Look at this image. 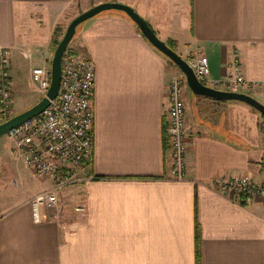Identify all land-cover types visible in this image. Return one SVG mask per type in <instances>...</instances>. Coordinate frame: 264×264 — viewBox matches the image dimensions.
<instances>
[{
    "label": "crops",
    "instance_id": "crops-1",
    "mask_svg": "<svg viewBox=\"0 0 264 264\" xmlns=\"http://www.w3.org/2000/svg\"><path fill=\"white\" fill-rule=\"evenodd\" d=\"M103 1L132 6L184 58L201 50L208 84L233 52L248 79L264 80V0H0L16 105L39 100L31 70L50 61L54 28ZM70 43L96 65L93 160L42 221L29 202L38 187L0 195V264H197V228L200 264H264V197L239 201L214 185L241 174L264 181L263 115L187 88V177L172 178L166 109L177 68L118 9L86 20ZM250 94L264 103V87Z\"/></svg>",
    "mask_w": 264,
    "mask_h": 264
},
{
    "label": "built area",
    "instance_id": "built-area-1",
    "mask_svg": "<svg viewBox=\"0 0 264 264\" xmlns=\"http://www.w3.org/2000/svg\"><path fill=\"white\" fill-rule=\"evenodd\" d=\"M12 47L0 46V122L12 116L13 93L10 80ZM31 57V55H29ZM198 78L207 83L210 72L207 56L197 54L187 59ZM227 73L208 85L228 91L253 93L264 87V80L248 79L238 52L229 55ZM32 80L41 97L50 85L51 67L48 63L32 67ZM96 65L94 59L78 52L71 44L62 57L61 82L57 96L38 115L11 128L6 136L15 146V156L38 178L51 180L50 187L35 193L29 200L34 220L39 222L48 215L42 208H59L61 196L71 183L83 181L77 171L93 160L94 155V88ZM188 85L182 72L168 82L166 128L169 143V173L175 179L187 177L186 153L189 132L184 95ZM264 133V116L260 122ZM218 190L240 201V198L264 197V181L249 174L220 177L214 180ZM76 211L86 210L85 204H76Z\"/></svg>",
    "mask_w": 264,
    "mask_h": 264
},
{
    "label": "water",
    "instance_id": "water-1",
    "mask_svg": "<svg viewBox=\"0 0 264 264\" xmlns=\"http://www.w3.org/2000/svg\"><path fill=\"white\" fill-rule=\"evenodd\" d=\"M109 9H118L124 11L138 26L142 34L148 39V41L166 57H168L183 73L188 87L195 94L211 96L224 100H239L249 104L257 109L264 116V103L252 96L251 94L238 91H228L215 88L204 82H202L196 75L192 65L186 58L180 55L176 50L171 48L167 42L161 39L149 22L140 15L129 4L119 1H103L94 4L87 9L79 12L68 23L66 30L59 40L53 53L51 60V76L50 85L46 95L42 96L38 102L34 105L26 108L25 110L12 115L8 119L0 122V138L13 127L26 121L27 119L41 113L49 104L50 99H54L59 91L61 74H62V57L64 51L72 41L78 26L84 23L86 20L94 17L102 11Z\"/></svg>",
    "mask_w": 264,
    "mask_h": 264
},
{
    "label": "rangeland",
    "instance_id": "rangeland-1",
    "mask_svg": "<svg viewBox=\"0 0 264 264\" xmlns=\"http://www.w3.org/2000/svg\"><path fill=\"white\" fill-rule=\"evenodd\" d=\"M65 30H66V28H64L59 39H61ZM54 47L56 48V44H54ZM51 55L52 56H49V57H51V59H50V61H48V65H50V67H51V60H52L53 54H51ZM170 61L167 60V63L170 66L177 68V72L179 74L181 72V70L177 67V65H175L172 61H171L172 62L171 63ZM187 88H189V87H187ZM38 93L39 92L36 90V92H34L35 97H33L32 99H36V100L40 99V97L37 96ZM25 109L26 108H24L23 106H20L19 104L16 105L13 102L12 115L17 114V113H19ZM14 148H15V146L13 145L11 140L6 135H3L0 138V195H1V199H3L4 197L9 198V197H15V196H17L19 198V195L23 189V185H25V187L26 186H34V188L38 187V189H37L38 192L48 189L50 187L51 180L47 177H44L41 179L36 178L33 175V172L31 171V169L28 168L24 164V162L22 161V158L15 156L14 152L12 151V150H14ZM46 182L48 185L46 184ZM76 184H78V183L75 182V183L69 184L65 188V190L72 187V186H75ZM65 190L62 193L63 195L61 196V200H62V198L65 199V197H66V196H64ZM31 197L29 198V200L31 199ZM69 203H70L69 201L64 202V206L67 207V205H69ZM60 204H61V202L58 205L60 206ZM78 204H81V203H78ZM1 205L3 208L4 203H2Z\"/></svg>",
    "mask_w": 264,
    "mask_h": 264
},
{
    "label": "trees",
    "instance_id": "trees-1",
    "mask_svg": "<svg viewBox=\"0 0 264 264\" xmlns=\"http://www.w3.org/2000/svg\"><path fill=\"white\" fill-rule=\"evenodd\" d=\"M79 27V26H78ZM78 29V28H77ZM64 28L63 26L61 25H57L55 28H54V32H53V43L54 44H58L59 42V37L60 35L62 34ZM77 32V31H76ZM76 34V33H75ZM167 44L173 48L174 50H176L175 48V44L172 42V41H168ZM158 50V49H157ZM159 51V50H158ZM160 52V51H159ZM163 54V53H162ZM164 55V54H163ZM165 56V55H164ZM166 57V56H165ZM166 59L168 61H170L169 58L166 57ZM171 62V61H170ZM172 63V62H171ZM167 146V143H166V140H165V147ZM199 240H200V236H199V229L197 228V233H196V261H197V264H200V258H201V252H200V243H199Z\"/></svg>",
    "mask_w": 264,
    "mask_h": 264
}]
</instances>
